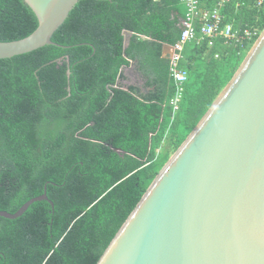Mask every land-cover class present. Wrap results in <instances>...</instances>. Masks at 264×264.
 Wrapping results in <instances>:
<instances>
[{"label":"trees","instance_id":"1","mask_svg":"<svg viewBox=\"0 0 264 264\" xmlns=\"http://www.w3.org/2000/svg\"><path fill=\"white\" fill-rule=\"evenodd\" d=\"M252 2L231 0L224 24L256 27L259 36L264 7H246ZM185 13L181 0H80L52 37L58 45L0 60V210L17 212L46 184L54 203L0 217V264L98 263L258 38L238 48L223 39L211 49L189 43L180 64L188 80L174 113L176 85L162 52L179 40ZM37 27L24 0H0V41ZM125 30L133 32L126 49ZM135 60L147 92L124 84Z\"/></svg>","mask_w":264,"mask_h":264},{"label":"water","instance_id":"2","mask_svg":"<svg viewBox=\"0 0 264 264\" xmlns=\"http://www.w3.org/2000/svg\"><path fill=\"white\" fill-rule=\"evenodd\" d=\"M24 1L38 27L0 41V60L58 45L52 37L80 0ZM132 35L124 31V49ZM172 54L173 45L164 44L163 57ZM131 67L138 68L134 61ZM47 185L0 217L17 219L39 201L54 209ZM97 264H264V29Z\"/></svg>","mask_w":264,"mask_h":264},{"label":"built area","instance_id":"3","mask_svg":"<svg viewBox=\"0 0 264 264\" xmlns=\"http://www.w3.org/2000/svg\"><path fill=\"white\" fill-rule=\"evenodd\" d=\"M186 6V14L181 19V34L179 40L173 45V54L170 58L171 76L175 81L176 92L169 104L176 113L183 101L185 84L188 74L181 69L180 64L184 59V50L187 44L195 42L198 45L208 42L209 46H214V40L223 37L227 42H232L236 46H243L248 41H252L258 36L259 29L256 27H238L234 23L224 24L226 19L225 9L231 0H218L212 9H203L200 0H181ZM244 3H237L236 9ZM256 9L264 7V0H254ZM260 35V34H259ZM259 37V36H258Z\"/></svg>","mask_w":264,"mask_h":264},{"label":"crops","instance_id":"4","mask_svg":"<svg viewBox=\"0 0 264 264\" xmlns=\"http://www.w3.org/2000/svg\"><path fill=\"white\" fill-rule=\"evenodd\" d=\"M183 4H184V3H183ZM184 6H185V4H184ZM186 10H187V9H186ZM235 11H237V10H235ZM185 14H186V13H185ZM221 39L224 40L223 37H218V38H216V39L214 40V42H215L214 45H216L217 41H218V40H221ZM224 41H225V40H224ZM225 42H226V41H225ZM194 43H195V42H192V44H194ZM204 43H205V42H204ZM204 43H203V44H204ZM190 44H191V43H190ZM203 44H201V45H199V46L201 47ZM226 44H227L228 46H230V47L232 46V47H234V48H238V46L234 45V43H232V42H227ZM187 45H188V44H187ZM208 46H209V45H208ZM208 48L211 49V46H209ZM186 50H187V53L190 54V49H186ZM162 53H163V52H162ZM216 57H218V55H216ZM184 59H185V58H184ZM184 59H183V60H184ZM199 59L202 60L203 58L200 57ZM169 60H170V59H169ZM183 60H182V61H183ZM134 62L137 64V67H138L137 70H136L135 68L131 67V64H130L128 67H125V69H124V73H125V75L128 76V77L130 76V73L134 74V76H136L137 79H139V82H140L139 84H135V86H138V87H140L143 91H146V92H147L148 89L145 88V84H144V88L141 87V84H142V78H143V79H145V78H144L143 73H142L141 70H140V65H139L138 61L135 60ZM183 70H184V69H183ZM184 71H185V70H184ZM140 73L142 74L143 77H140V76H139ZM145 83H146V80H145ZM132 84H133V83H132Z\"/></svg>","mask_w":264,"mask_h":264},{"label":"rangeland","instance_id":"5","mask_svg":"<svg viewBox=\"0 0 264 264\" xmlns=\"http://www.w3.org/2000/svg\"><path fill=\"white\" fill-rule=\"evenodd\" d=\"M253 2L251 3V4H245L246 5V7H248L249 9H251V8H253V6H254V0H252ZM248 5V6H247ZM190 48H192V45H188V46H186V49H190ZM124 84L125 85H129V84H132V82H131V79L127 76V79L124 81Z\"/></svg>","mask_w":264,"mask_h":264},{"label":"flooded vegetation","instance_id":"6","mask_svg":"<svg viewBox=\"0 0 264 264\" xmlns=\"http://www.w3.org/2000/svg\"><path fill=\"white\" fill-rule=\"evenodd\" d=\"M129 78L131 79V82L135 85V84H139V79H137L136 76H134V74L130 73Z\"/></svg>","mask_w":264,"mask_h":264}]
</instances>
